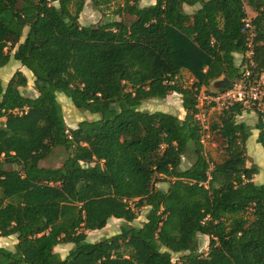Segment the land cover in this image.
Segmentation results:
<instances>
[{
    "label": "trees",
    "instance_id": "1",
    "mask_svg": "<svg viewBox=\"0 0 264 264\" xmlns=\"http://www.w3.org/2000/svg\"><path fill=\"white\" fill-rule=\"evenodd\" d=\"M140 1L119 7L129 20L81 25L86 0H0V67L13 50L37 90L23 93L21 70L6 85L0 77V236H17L13 249L0 246V264H264V182L247 164L253 128L264 149V117L251 127L236 120L239 105L224 110L211 129L225 157L211 161L194 116L201 87L239 76L246 5L256 12L252 57L264 70V0ZM184 69L196 78L190 87L179 81ZM59 92L97 117L69 128ZM174 92L184 118L141 109ZM57 147L68 151L62 165L42 166ZM143 208L146 220L131 225ZM111 218L127 223L90 241ZM60 244L73 245L64 258Z\"/></svg>",
    "mask_w": 264,
    "mask_h": 264
},
{
    "label": "rangeland",
    "instance_id": "2",
    "mask_svg": "<svg viewBox=\"0 0 264 264\" xmlns=\"http://www.w3.org/2000/svg\"><path fill=\"white\" fill-rule=\"evenodd\" d=\"M150 4L151 0H142L140 4ZM124 5V0H115L109 4L100 5V7H96L93 0H86L85 7L80 14V23L81 25H91L96 24L103 20H120L125 18V20H129L128 16H122L117 11L119 7ZM11 54V59L7 65L0 67V77L3 80L4 85L7 84L12 75L21 70L27 76V85L21 87V90L25 95H37V90L35 88L34 75L33 73L22 66L21 62L15 60L13 57V50L7 49ZM180 83L183 86L190 87L196 82V78L186 69L182 71V74L179 78ZM208 90H215L214 82H211L209 86H206ZM58 100L61 103L65 122L69 128H75L78 123L84 119H93L97 117V115L90 114L88 111L80 110L74 106L71 99L67 97L64 93L59 92L57 94ZM182 96L179 93H171L169 97L165 99H151L144 102L141 105V109H146L149 111H166L176 115L179 117H185V110L183 108L181 102ZM222 108V107H221ZM214 108L210 111V119L212 123L219 121L220 116L223 114L225 109ZM185 113V114H183ZM259 117V112L257 110L252 109H244L242 114L236 116L237 121L244 120L251 127L255 126ZM5 118L0 120V123H4ZM254 128L252 129V134L255 133ZM249 157L251 164L256 162L261 165L260 171L255 175L254 180L256 183L264 182V149L261 144L257 142V139H254L253 136L249 139L248 142ZM205 154L211 161H221L225 157V152L223 149V142L219 138L216 131H212L211 138L207 141L205 149ZM68 151L63 147H57L54 149L53 153L48 156L45 160L41 162V165L44 167H57L61 166L65 157L67 156ZM194 160L192 155H188L184 158L182 168H186L189 166ZM252 160L254 162H252ZM248 164V163H247ZM250 165V162H249ZM157 187L162 189H167L169 187L168 182H159ZM148 212V208H143L140 216L133 222L131 225H141L146 220V214ZM127 223L124 219L111 218L107 226L101 230H95L88 232V238L90 241L95 242L105 237H110L112 235L118 234L121 231L122 225ZM17 243V236L12 235L8 237L0 236V246L7 248H14V245ZM199 251L202 253H206L209 249V237L206 235L199 236ZM73 247L72 244H60L55 250L60 253V255L64 258L69 253L70 249ZM179 255L174 254V260H178Z\"/></svg>",
    "mask_w": 264,
    "mask_h": 264
},
{
    "label": "built area",
    "instance_id": "3",
    "mask_svg": "<svg viewBox=\"0 0 264 264\" xmlns=\"http://www.w3.org/2000/svg\"><path fill=\"white\" fill-rule=\"evenodd\" d=\"M252 19L253 17L247 16L243 20L242 32L246 35L248 50L239 67V76L227 88L210 91L206 86H203L196 93L194 116L200 129V143L204 149L212 135L211 109L222 107L221 109L226 110L239 105L242 110H257L264 117V70L256 68L252 57L256 37Z\"/></svg>",
    "mask_w": 264,
    "mask_h": 264
},
{
    "label": "crops",
    "instance_id": "4",
    "mask_svg": "<svg viewBox=\"0 0 264 264\" xmlns=\"http://www.w3.org/2000/svg\"><path fill=\"white\" fill-rule=\"evenodd\" d=\"M142 2H143V0H142ZM155 3V0H151V3L150 4H142L141 3V6H149V5H152V4H154ZM200 7V4H197V5H194V6H189V5H185L184 6V9L188 12V13H193L195 10H197L198 8ZM245 8H246V12H247V14H248V16H250V17H255L256 16V12L250 7V6H248V5H246L245 6ZM244 55L245 54H241V53H236L235 54V62H236V65L237 66H239L240 67V65L242 64V62H243V59H244ZM170 95H168V97H169ZM181 102H182V99H181ZM183 114H185V113H183ZM238 122H245L244 120H241V121H238ZM248 124V123H247ZM254 131H256L255 133H253V134H251V136H253V138L254 139H257V142H258V134H259V131L257 130V129H255L254 128ZM251 136H250V138H251ZM249 138V139H250ZM249 139H248V142H249ZM248 142H247V155H248V161H247V163H248V166H250L251 165V161H250V159H249V157H251L250 156V154H249V149H248ZM259 143V142H258ZM260 144V143H259ZM249 162H250V165H249ZM252 162H254L253 160H252ZM254 163H256V162H254ZM256 164H258V163H256ZM259 165V164H258ZM261 165H259V167H260Z\"/></svg>",
    "mask_w": 264,
    "mask_h": 264
},
{
    "label": "water",
    "instance_id": "5",
    "mask_svg": "<svg viewBox=\"0 0 264 264\" xmlns=\"http://www.w3.org/2000/svg\"><path fill=\"white\" fill-rule=\"evenodd\" d=\"M213 82L215 84V90L214 91H218L220 89L227 88L231 84V80L227 77H221L217 80H214Z\"/></svg>",
    "mask_w": 264,
    "mask_h": 264
}]
</instances>
